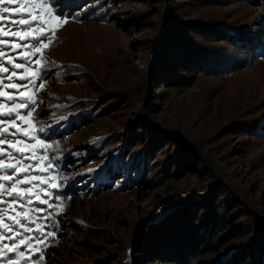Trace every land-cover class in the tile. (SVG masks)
I'll list each match as a JSON object with an SVG mask.
<instances>
[{
    "label": "rangeland",
    "instance_id": "rangeland-1",
    "mask_svg": "<svg viewBox=\"0 0 264 264\" xmlns=\"http://www.w3.org/2000/svg\"><path fill=\"white\" fill-rule=\"evenodd\" d=\"M24 2L27 0H15V2L5 0L0 6H7L12 12H16ZM46 2L62 10L59 0H46ZM125 7L132 10L149 9L148 6ZM166 7L168 9L167 1ZM257 12L258 10L245 7L232 11L236 19L246 15L249 21ZM167 14L168 11L165 18L164 9L158 13V18L162 16L160 35L164 19L166 24L164 38L159 43V36L156 45L152 42L155 40L158 27L156 30L145 26L143 28L132 26L126 29L116 18L103 23L70 17L66 23L49 25L51 42L45 41L48 46L31 58L34 62L42 56L44 64V86L34 94L32 134L48 146L47 148L36 146L34 151L38 159L31 163L36 164L37 168L33 169L31 174L41 175L49 180L55 177L52 182L58 185L56 188L43 185L45 190L52 193V197L48 200V204L52 207L39 204L33 197L35 207L44 209V212L34 213V216H47L48 219H40L38 222L46 225L44 231L55 233L54 237H49L39 245L44 255L43 264L107 262L134 264L136 257H133L132 243L138 229L142 227V232L151 224L155 225L166 204H173L174 200H177L178 193L189 191L188 188L198 185V182L203 180L193 172L172 183L146 185L133 184L131 181L134 187L117 190L115 187H118V181L121 176L123 177V174L117 173L112 175L111 180L107 179L108 182L102 177L99 185L98 177H92L91 167L95 164H88L83 159L86 156H90V161L99 158L97 153L104 135L123 121V118L116 112L115 116L100 118L94 116L93 120L89 122L86 120L84 124L79 123L80 119L74 125L72 118H75V115L84 117V112L88 113L84 106L95 100L102 89H110V91L116 88L124 89L126 98L132 99L133 106L138 111H141L140 106L146 93L145 116L141 111L143 117L147 119L150 107L156 105L153 108V119L156 123L158 121L171 125V128L177 124L176 126L185 128L192 139L203 143L199 147L195 145L198 148L196 150L205 158L203 151L212 154L218 167L226 174V183L246 194L259 210L258 215L261 218L264 216V137H259L262 140L260 144L246 142V139L243 144L239 143L241 140H237L236 136H233L235 134L230 132L233 124L231 121L237 115L247 113L246 117H254L264 113V60H259L250 67L230 75L203 77L196 80L192 86L178 91L169 89L160 99L156 95L149 97L150 91H156V84L151 83V75L147 90L145 84L154 54L156 62L157 53L165 39ZM0 15L8 17L9 13H0ZM15 18L18 19V16ZM59 19L64 20L65 17L61 16ZM8 23L9 21L5 20L0 26H5L7 31ZM11 30L21 29L13 27ZM4 39H12L20 45L32 43L17 38ZM5 51L7 55L4 59L7 61L9 57L15 58L30 49L18 47L15 51L7 48ZM15 62L24 63L21 59H15ZM5 66L9 67L11 72V66L6 62ZM29 67L34 68V63ZM18 71L23 73L24 69ZM10 82L28 83L27 80L19 81L15 78L12 81L4 80L5 84ZM40 84L41 81L37 80L35 88H40ZM6 91L11 93L14 90L6 89ZM21 91L32 94L29 89H21ZM119 91L122 93L121 90ZM148 98L151 99L150 103ZM0 102L6 105L10 103L4 98H0ZM22 102L17 100V103ZM96 107H99L98 103ZM30 110L31 106L20 110L21 115H26ZM0 119L10 118L0 117ZM77 124L83 127L77 128ZM17 125L28 127L21 121H17ZM41 128L43 131H40ZM49 129L53 133L52 138L45 136ZM10 131L15 132V129ZM178 134H175L176 138L186 143L187 141ZM4 138L13 142L21 139L29 145L35 144V141L27 140L19 134ZM3 147L6 152L12 151L7 145ZM239 151H243L241 155ZM75 154L77 159L74 158ZM26 155L31 156L32 151L30 150ZM219 155L224 156L219 158ZM29 162L24 160V164ZM46 162H51L53 167L40 173L38 168L46 167ZM219 176L222 178L221 175ZM4 183L10 186L11 182ZM25 186L21 185V187ZM36 191L43 197L39 189ZM57 196L59 200L56 199ZM0 198L10 199L6 196ZM59 205L63 207L60 208ZM262 219L264 222V218ZM32 227L34 228L35 225ZM142 236L144 235L137 237V242ZM5 242L10 243L7 240ZM13 255L9 253L10 257ZM26 264H35V260Z\"/></svg>",
    "mask_w": 264,
    "mask_h": 264
},
{
    "label": "trees",
    "instance_id": "trees-1",
    "mask_svg": "<svg viewBox=\"0 0 264 264\" xmlns=\"http://www.w3.org/2000/svg\"><path fill=\"white\" fill-rule=\"evenodd\" d=\"M59 1L62 11L74 19L106 23L116 18L126 29L145 26L156 30L158 27L152 44L156 45L159 39L162 16L158 18V13L164 9V0ZM166 1L165 39L151 74L156 91H150L149 97L156 95L160 99L169 89L178 91L203 77L230 75L264 60V0ZM129 5L149 9L125 7ZM243 7L258 12L250 21L246 15L236 19L232 11ZM123 90L102 89L95 100L84 106L88 111L84 117L72 118L73 125L80 119L79 123L84 124L94 116H115L116 112L123 118L104 135L97 153L99 158L83 159L95 164L91 171L92 177H98L97 183L103 178L108 182L117 173L123 174L115 187L117 190L134 187L132 183H172L193 172L203 178L198 185L188 188L189 191L178 193L173 204H166L161 220L155 225L142 232V227L138 229L132 243L134 264H264V226L259 221V210L247 195L226 183V174L212 154L203 151L207 161L201 159L196 146L203 143L192 139L182 126L176 124L171 128V125L156 123L153 119L156 105L150 107L147 119L144 118ZM246 115L241 113L231 121L230 132L241 140L239 143L244 144L246 139L260 144L259 137H264V113L254 117ZM81 126L77 124V128ZM50 130L45 136L52 138ZM175 134L187 142L178 140ZM221 156L224 155L218 157ZM74 158L77 159V154ZM141 235L144 236L137 242Z\"/></svg>",
    "mask_w": 264,
    "mask_h": 264
},
{
    "label": "snow or ice",
    "instance_id": "snow-or-ice-1",
    "mask_svg": "<svg viewBox=\"0 0 264 264\" xmlns=\"http://www.w3.org/2000/svg\"><path fill=\"white\" fill-rule=\"evenodd\" d=\"M9 2H15V0H9ZM4 3L5 0H0V5ZM0 13H9L8 17L0 15V24L5 20L9 21L6 25L9 30L6 31L5 26H0V98L10 102L7 105L0 102V117L10 118L8 120L0 119V197L10 198H0V264H26L33 259L35 264H43L44 255L39 245H42L49 237H54L55 233L44 231L46 225H41L38 222L40 219H48L47 216H34V213H42L44 209L35 207L33 197L39 204H47L48 207H52L51 204H48L52 193L45 190L43 185L47 184L50 188H56L58 185L52 182L55 177L49 180L41 175L31 174L32 170L37 168L36 164L31 163L38 159L34 151L36 146L48 147L32 134L34 131L33 113L35 112L34 94L44 86V64L42 56L34 62L31 58L41 53L51 42L49 25L66 23L71 14L66 15L62 10L56 9L54 4L49 5L46 0H27L20 4V8L16 12H12L7 6H0ZM17 16L18 19L15 18ZM61 16L65 19L60 20ZM13 27H18L21 30L12 31ZM5 37L28 40L32 43L20 45L12 39H4ZM18 47L30 49V51H24L17 57H9L5 61L4 58L7 55L5 49L15 51ZM15 59H21L24 63H16ZM5 62L11 66V72L10 68L5 66ZM33 63L35 67H29ZM20 69H24V72H19ZM13 78L19 81L27 80L28 83H4L5 79L12 81ZM37 80L41 81L40 88H35ZM6 89L14 91L10 93ZM21 89H29L32 94L21 91ZM17 100L23 102L17 103ZM29 106H31V110L26 115H21L20 110ZM5 108L6 110H4ZM17 121L27 124L28 127L18 126ZM13 128L15 132L10 131ZM40 131L43 129L41 128ZM17 134L27 140L35 141V144L29 145L21 139L13 142L4 138ZM4 145H7V148L12 151L6 152ZM30 150L32 155H26ZM24 160L30 162L24 164ZM52 167L51 162H46V167H39L38 171L44 173ZM4 182H11L10 186H6ZM21 185L26 186L21 187ZM37 189L43 193V197L36 191ZM56 199L60 198L57 196ZM58 207L62 208L63 205ZM18 208L22 210L18 211ZM32 225L35 227L33 228ZM5 240L10 243H6ZM9 253L14 255L10 257Z\"/></svg>",
    "mask_w": 264,
    "mask_h": 264
},
{
    "label": "water",
    "instance_id": "water-1",
    "mask_svg": "<svg viewBox=\"0 0 264 264\" xmlns=\"http://www.w3.org/2000/svg\"><path fill=\"white\" fill-rule=\"evenodd\" d=\"M164 1H165L164 17L166 18L167 7H166V0H164ZM165 24H166V23H165V19H164V21H163V27H162V31H161V35H160L159 43H161L162 40H163V38H164ZM154 62H155V54H154V57H153V59H152V61H151V64H150V68H149V72H148V77H147L146 84H145V89H146V90L148 89V85H149V81H150V75H151V71H152V68H153ZM145 99H146V93H145V95H144L143 101H142L141 106H140V109H141V111L143 112V115H144V116H145V112H144ZM198 153H199L201 159H202L204 162H206V158L201 154V152L198 151ZM211 170L213 171L212 168H211ZM213 172H214V171H213ZM215 174H216V173H215ZM216 176L218 177L219 180H222L221 177H220L218 174H216ZM258 217H259L260 224L264 226L263 219H262L260 216H258Z\"/></svg>",
    "mask_w": 264,
    "mask_h": 264
}]
</instances>
